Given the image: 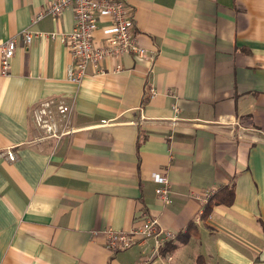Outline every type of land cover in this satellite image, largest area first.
<instances>
[{"label": "crops", "instance_id": "crops-1", "mask_svg": "<svg viewBox=\"0 0 264 264\" xmlns=\"http://www.w3.org/2000/svg\"><path fill=\"white\" fill-rule=\"evenodd\" d=\"M50 1L0 0V43L16 39L0 73V264H136L141 247L112 253L92 231L145 214L177 233L149 264H264V0H125L147 54L90 63L80 85L62 35L49 36L73 29L72 10L32 21ZM109 24L98 20L97 44ZM45 98L72 103L78 130L35 146L30 111ZM223 187L232 202L204 216L200 197Z\"/></svg>", "mask_w": 264, "mask_h": 264}, {"label": "built area", "instance_id": "built-area-1", "mask_svg": "<svg viewBox=\"0 0 264 264\" xmlns=\"http://www.w3.org/2000/svg\"><path fill=\"white\" fill-rule=\"evenodd\" d=\"M71 9L74 15V27L70 32L54 31L50 37L61 34L66 48L72 56V62L67 68V79L80 85L86 75L88 64L99 66L106 57L117 58L124 54L144 57L145 48L139 45L134 34L135 13L125 0H51L43 9L38 11L32 21L37 22L46 15L57 16L64 10ZM100 18H108L110 24L103 27L105 36L101 44L94 41V33ZM27 43L33 38L31 30L24 29L21 33ZM16 46L15 37H10L0 43V73L7 75L10 70V61ZM103 69L99 68V72ZM157 91L152 85H146L144 99L153 98ZM73 104L63 99L45 98L38 101L30 111L31 118L38 133L29 141L39 146L47 140L59 143L65 137L75 133L78 129L72 124ZM234 122L233 124H237ZM8 161H14V151L4 152ZM152 179L157 186L155 194L159 200L166 203L169 196V180L166 175L156 172ZM215 193V188L207 189L200 197L205 204ZM94 235H102L104 246L112 253L126 250L133 246L141 247L139 259L136 264H149L159 255L162 248L176 240L177 233L162 228L158 217L145 214L138 223L129 229L93 230ZM152 241L149 251L145 245Z\"/></svg>", "mask_w": 264, "mask_h": 264}, {"label": "trees", "instance_id": "trees-1", "mask_svg": "<svg viewBox=\"0 0 264 264\" xmlns=\"http://www.w3.org/2000/svg\"><path fill=\"white\" fill-rule=\"evenodd\" d=\"M213 199H214V202H217V203L230 204L233 200V189L224 188V187L217 189L215 193L207 201L204 216H206V214L210 211L211 203ZM196 264H206V262L202 256H198L196 258Z\"/></svg>", "mask_w": 264, "mask_h": 264}]
</instances>
